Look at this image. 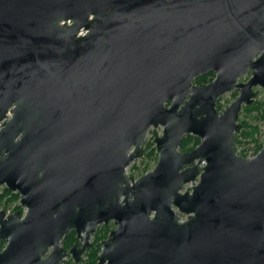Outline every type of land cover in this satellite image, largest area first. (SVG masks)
<instances>
[{
    "label": "water",
    "instance_id": "water-1",
    "mask_svg": "<svg viewBox=\"0 0 264 264\" xmlns=\"http://www.w3.org/2000/svg\"><path fill=\"white\" fill-rule=\"evenodd\" d=\"M255 87L264 0H0V185L27 208L0 212V264H79L109 223L98 264H264V145L235 150Z\"/></svg>",
    "mask_w": 264,
    "mask_h": 264
},
{
    "label": "rangeland",
    "instance_id": "rangeland-1",
    "mask_svg": "<svg viewBox=\"0 0 264 264\" xmlns=\"http://www.w3.org/2000/svg\"><path fill=\"white\" fill-rule=\"evenodd\" d=\"M250 78V74L243 76L240 79V82H247ZM255 91V98L253 99V101H260V102H264V88H260V87H255L254 88ZM234 96L232 93H228L224 96H222L220 98V105L222 106V109H225L229 103L234 100ZM244 119L245 121H247L250 125L252 126H257L259 128V133L256 135V139H258V142L260 143H264V122L261 121L259 118H257L256 113H254L253 115H248L246 116L243 113V110L240 112L239 118H238V123L240 124V120ZM162 134V128L158 127L157 129H153L151 128L148 133H147V137H146V141L149 142V147L147 148V153L149 154L148 156L136 160L134 163H132L127 169H126V173L129 177L134 178L135 180H137L139 177H141L142 175H144L145 173L153 170V168L156 165L157 162V152L154 150L155 149V144H154V139L161 136ZM241 144H237V150L239 151L238 154L240 153H244L246 154V158H252L254 157L256 154L254 153V149H255V145L253 142L251 143H247L248 140L246 139H241ZM194 147V142H190L187 148H192ZM198 182V180H196L194 183H190L188 185H185L182 189V191H190L191 188ZM4 187H0V193L3 191ZM18 202L16 204H12L8 209L11 210L14 208L15 205H17ZM180 219L183 221L186 219L185 215H180ZM109 226L111 227V229H113L115 226L113 223H109ZM98 229V228H97ZM93 236L90 239V242L93 241ZM86 253L82 256L81 261L79 262V264H84L86 261V257H85ZM99 256V254H98ZM65 262V264H75L71 255H68V257L63 261ZM98 264V262H97Z\"/></svg>",
    "mask_w": 264,
    "mask_h": 264
},
{
    "label": "trees",
    "instance_id": "trees-1",
    "mask_svg": "<svg viewBox=\"0 0 264 264\" xmlns=\"http://www.w3.org/2000/svg\"><path fill=\"white\" fill-rule=\"evenodd\" d=\"M242 110L246 116L253 115L254 113H256L257 118H259L261 121L264 122V102L254 100L251 106L244 107ZM240 121H241L240 122L241 129L235 136L236 138L235 150H237V144L242 143L241 139H246L248 140L247 143H251V142L254 143L255 145L254 153L257 154L264 145V143L258 142V139L255 138L256 135L259 133V128L257 126L250 125L244 119ZM192 141L194 142V146L199 144V141L197 140V138L193 136H189L184 139V141L181 144V148L185 149L187 145ZM239 155L246 157L245 152L244 153L242 152ZM110 231H111V227L109 225L107 226L101 225L98 227L96 233L93 236L92 247L88 250V252L85 255L86 261L84 264H97V258H98L100 246L102 242L108 238ZM74 240H75V233L71 232L69 239L64 245V248L66 249L69 248L72 242H74Z\"/></svg>",
    "mask_w": 264,
    "mask_h": 264
},
{
    "label": "flooded vegetation",
    "instance_id": "flooded-vegetation-1",
    "mask_svg": "<svg viewBox=\"0 0 264 264\" xmlns=\"http://www.w3.org/2000/svg\"><path fill=\"white\" fill-rule=\"evenodd\" d=\"M248 74H250V78H251V70H249V72L247 73V74H245V75H242L238 80H237V84H240V83H246V82H240V79L243 77V76H246V75H248ZM249 78V79H250ZM216 79V72L215 71H209V72H207L206 74H204V75H201L200 77H198V78H196V79H194L193 80V84L194 85H196V86H201V85H208V84H210V83H212L214 80ZM249 81V80H248ZM247 81V82H248ZM253 90H254V88H253ZM228 93H232L233 95H235L234 96V100L239 96V92H238V90L237 89H235V90H233V91H230V92H228ZM228 93H225V94H223V95H221L218 99H217V101H216V105H215V108L218 110V112H223L224 111V109H222V106L220 105V98L222 97V96H224V95H226V94H228ZM234 100H232V101H234ZM231 101V102H232ZM230 102V103H231ZM229 103V104H230ZM229 106V105H228ZM227 108V107H226ZM189 136H191V135H186L184 138H183V140H182V142L184 141V139L185 138H187V137H189ZM146 137H147V135H146ZM156 139V138H155ZM155 139H154V144H155ZM198 140V139H197ZM199 141V140H198ZM200 143V142H199ZM182 144V143H181ZM181 144H180V146H179V151L180 152H188V151H191V150H193L194 148H196L198 145H196V146H194V147H192V148H187V149H182L181 148ZM148 146H149V142H147V141H145V146H144V155H143V157L142 158H144V157H146V156H148L149 154L147 153V148H148ZM156 152H157V150H156V146H155V149H154ZM157 155H158V152H157ZM142 158H140V159H142ZM139 160V159H138ZM157 160H158V158H157ZM136 161V160H135ZM134 161V162H135ZM134 162H132V163H134ZM131 163V164H132ZM157 163V162H156ZM130 164V165H131ZM129 165V166H130ZM128 166V167H129ZM156 166V165H155ZM127 167V168H128ZM154 169V168H153ZM152 171V170H151ZM150 172V171H149ZM148 173V172H147ZM146 174V173H145ZM144 174V175H145ZM143 176V175H142ZM141 176V177H142ZM140 178V177H139ZM138 178V179H139ZM134 179V178H133ZM0 187H4V189H3V191L0 193V212H3L4 213V216L2 217V219H4L5 217H7L8 215H11V214H14V213H20V215L21 216H24L25 215V213H26V211H27V208L26 207H23L21 204H20V195H19V193H17V192H12V191H9L8 189H7V187L5 186V185H0ZM18 202V204L17 205H15L14 206V208L13 209H11V210H9L8 208L12 205V204H16ZM71 232H74V231H71ZM70 232V233H71ZM70 233H69V235L65 238V239H63V241H62V247L64 248V245L66 244V242H67V240L69 239V236H70ZM75 233V232H74ZM6 245H7V241H6V239H4V238H0V252L1 251H3V249L6 247ZM74 245H77V246H79V242H78V240L76 239V234H75V240H74V242H72V244H71V246L69 247V248H64L65 249V251L66 252H69V250L74 246ZM91 247H92V242H91ZM90 247V248H91ZM89 248V249H90ZM100 248H101V246H100ZM88 249V250H89ZM88 250H87V252H88ZM86 252V253H87ZM99 253H100V250H99ZM68 255H70V254H68ZM68 255H67V257H68ZM66 257V258H67ZM44 258H46V257H43V259ZM65 258V259H66ZM64 259V260H65ZM63 260V261H64ZM62 264H65V262H62Z\"/></svg>",
    "mask_w": 264,
    "mask_h": 264
},
{
    "label": "built area",
    "instance_id": "built-area-1",
    "mask_svg": "<svg viewBox=\"0 0 264 264\" xmlns=\"http://www.w3.org/2000/svg\"><path fill=\"white\" fill-rule=\"evenodd\" d=\"M236 153H239V151H238V150H236Z\"/></svg>",
    "mask_w": 264,
    "mask_h": 264
}]
</instances>
